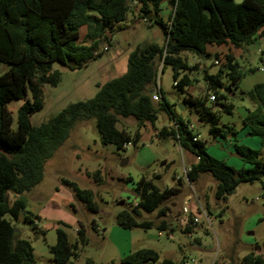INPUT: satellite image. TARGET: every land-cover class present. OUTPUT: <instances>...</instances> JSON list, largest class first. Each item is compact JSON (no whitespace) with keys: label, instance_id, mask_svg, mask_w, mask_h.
<instances>
[{"label":"trees","instance_id":"1","mask_svg":"<svg viewBox=\"0 0 264 264\" xmlns=\"http://www.w3.org/2000/svg\"><path fill=\"white\" fill-rule=\"evenodd\" d=\"M164 3L170 10L168 22L161 16ZM135 13L138 19L153 20L162 27L165 44L138 45L129 54L126 72L99 84L92 99L72 103L48 122L33 126L32 115L44 109V86L57 87L62 80L61 73L53 70V64L57 62L73 70L87 66L101 55L94 53L107 40V31ZM84 27L88 46L80 42ZM262 37L264 0H243L240 4L236 0H0V65L10 66L0 76V264H36L32 242L20 238L16 227L21 216L34 225L40 219L26 211L28 201L24 194L42 182L46 163L80 122L95 120L102 144L122 151L130 144L138 145L142 137L140 130L134 136L125 129L120 130L118 124L122 119L133 118L143 128L146 124L154 126L160 112H168L173 124L155 129V138L174 140L196 158L186 173L190 184L203 175H210L217 182L215 198L218 201H226L243 184L261 181L264 187V162L258 152L239 144L235 126L222 124V115H232L235 110L231 95L243 78L240 64L231 55H216L220 70L209 74L198 64L192 66L184 57L190 54L202 59L210 55L209 46L242 48L258 44ZM108 44L112 45L110 41ZM160 63L163 70L172 69L174 87L181 92L195 86L197 80L192 72L203 73L206 96L186 95L183 109L197 114L209 126V134L215 140L233 144L244 164L241 169L212 157L207 142L194 134L189 121L173 113L168 102L153 100ZM211 96L215 97L214 102ZM248 96L256 108L248 112L243 125L264 147V83L256 85ZM12 99L23 101L16 131L12 129L13 118L7 107ZM94 176L99 183L100 172ZM128 181L134 185L138 205L124 208L115 218L116 225L125 230L155 227L158 231H174L166 221L168 210L163 205L176 198L181 189L161 190L146 178L138 182L128 178ZM64 183L73 189L76 199L89 212H100L92 190L81 189L67 180ZM10 194L14 196L11 201ZM153 212H157L158 220L143 219L144 213ZM93 225L97 231L98 226L95 222ZM191 229L183 232L191 234ZM56 235V244L49 247L52 264H75L73 260L77 259L79 249L89 244L86 231L79 229L74 243L60 228ZM257 251L255 248L246 254L240 264H264V255ZM159 260L154 250L141 249L122 261L145 264ZM87 264L94 262L88 260ZM161 264L174 263L164 260Z\"/></svg>","mask_w":264,"mask_h":264},{"label":"rangeland","instance_id":"2","mask_svg":"<svg viewBox=\"0 0 264 264\" xmlns=\"http://www.w3.org/2000/svg\"><path fill=\"white\" fill-rule=\"evenodd\" d=\"M136 13L129 14L126 21L107 31V40L100 44L98 51L108 46L110 41L112 45L109 51L88 62L87 66L73 70L57 62L53 64V70L61 73L62 80L57 87L44 86V109L32 115L33 126L48 122L72 103L92 99L98 92L99 84L102 85L126 72L129 54L138 45L145 42L160 46L165 44L166 37L162 27L156 25L153 20L138 19ZM167 14L166 22L169 12ZM85 30H81L82 35ZM226 47L224 46V49ZM251 56L250 62L240 63L243 78L239 87L246 92L251 90L253 83H257L253 81L258 75L263 77L264 82V71L251 70L264 69V37L255 45ZM184 57L194 65L192 55L184 54ZM199 61L205 65L204 68L209 74H216L220 70V66L215 64L217 57L214 54ZM9 69L8 64H1L0 76ZM191 74L197 80L194 89L186 88L181 92L174 87L172 69L166 67L163 70V64L160 63L157 83L161 89V102H168L173 113L191 123L194 134L207 142L208 153L212 157L225 161L236 170L241 169L243 162L235 153L233 144L215 140L209 134V126L201 122L197 114L183 109L184 97L190 94V89L195 97H204L207 93L203 73L194 71ZM231 102L235 106L234 113L223 114L222 124H236L239 144L256 150L259 159L264 162V147L260 145L259 139L250 136L247 128L238 122V111L252 107V99L248 95H237L231 98ZM22 104L23 101L14 99L7 103L13 118L14 131L18 127V110ZM172 124L168 112H160L154 126L146 124L143 128H139L133 118L122 119L118 124L120 129H125L132 136L140 130L142 137L138 145L130 144L125 150L117 151L112 145L102 144L95 120L78 123L70 138L46 163L42 182L24 194L30 205H27L28 211L31 208L33 213H37L44 207L45 211L56 215L53 220L55 225L49 227L50 220H38V225L48 230L45 234L34 224L23 220L16 223L18 236L30 240L34 247L43 245L45 241L54 246L57 241V228L72 238L75 236V228L84 229L90 239L89 244L79 249L77 259L73 260L75 264H87L88 260L94 264H124L123 257L108 243L109 240L104 242V237L109 238L112 227L117 226L116 216L124 208H129L132 203L137 202L134 185L128 178L134 182L146 178L153 180L161 190L179 187L181 192L163 205L174 215L169 218V227H175L172 231L174 239H167L166 232L163 237H158V230L154 227L143 231L148 234L150 240L147 244L138 246L139 249L152 247L159 251L175 250L178 253L177 264H182L183 262L179 263L182 259H185L184 262L195 261L198 264H240L241 258L248 254L251 248H259L264 254V187L261 181L240 185L226 201H218L215 198L217 182L210 175H203L196 183L190 184L184 168L195 163L196 158L183 151L174 140L159 141L155 138V129L161 130ZM98 171L99 183L94 176ZM65 180L76 183L81 189L92 190L100 212L93 214L83 204L82 209V205L76 203L79 211L75 213L69 205L78 200L74 198L73 189L64 183ZM9 198L11 201L14 196L10 194ZM186 202L189 210L201 206L203 211L197 215L201 219L199 226L202 228L198 226L195 234L191 235L180 232L176 225V218L180 217ZM207 218L210 219L211 225ZM143 219L156 221L158 214L144 213ZM56 220L57 222H54ZM72 220L75 221L74 224ZM94 222L98 226L97 231L93 229ZM103 230L106 231L104 237ZM248 233H253V236H248ZM197 238L199 241H196ZM182 245L183 252L179 250ZM36 261V264H46V260L40 256H37ZM161 263L162 261L145 264Z\"/></svg>","mask_w":264,"mask_h":264},{"label":"crops","instance_id":"3","mask_svg":"<svg viewBox=\"0 0 264 264\" xmlns=\"http://www.w3.org/2000/svg\"><path fill=\"white\" fill-rule=\"evenodd\" d=\"M136 7V5L133 3V8H135ZM162 9H163V11H162V13H161V16L164 18V20L166 21V19H165V16L166 15H168L167 14V12H170V10L168 9V6H167V3H164V5H163V7H162ZM137 22V21H136ZM85 28V27H84ZM83 29V28H82ZM86 30H85V34L84 35H82V33H81V39H80V42L83 44V45H86V46H88V45H90V42L89 41H86L85 40V36H86V34H87V28H85ZM255 45L256 44H253V45H250V46H246V47H242V48H233V47H231V48H229L228 46L226 47V49H224V46H222V47H217V46H210V47H208V53L209 54H214V55H219V56H223V55H231V56H233V58L236 60V62H238L239 64L241 63V62H245V63H248V62H250L251 61V55L253 54V52H254V47H255ZM193 62H194V64H198L199 65V67L201 68V69H203L204 67H205V65L204 64H202L200 61H199V59H197L196 57H194L193 56ZM251 70H253V71H264V69L263 68H254V69H251ZM258 78H256V79H254V81L253 82H257V83H253L254 85L252 86V88H251V90L249 91V92H246V91H243V90H241L240 89V87H238V89L237 90H235V93L234 94H232L231 95V98L232 97H235V96H237V95H242V97L243 96H247L248 95V93H250L251 91H252V89L256 86V85H258V84H262V83H264L263 82V77L262 76H260V75H258L257 76ZM242 81V80H241ZM241 81H240V83H241ZM240 83H239V86H240ZM192 89H194L193 87H192ZM205 89H206V87H205ZM161 90V89H160ZM190 94L191 95H193V93H192V91H191V89H190ZM193 96H195V95H193ZM161 97H162V95H161ZM256 108V103L252 100V107H247V108H244V109H242V110H240V111H238L239 112V123H241V124H243V120H244V118L248 115V112L250 111V110H253V109H255ZM228 125H232V126H235L234 125V123H227ZM235 127H237V126H235ZM119 128V127H118ZM120 129V128H119ZM237 129V128H236ZM120 130H123V129H120ZM248 130V129H247ZM260 141V140H259ZM221 143V142H220ZM261 145V144H260ZM244 165V164H243ZM191 166V165H190ZM189 166V167H190ZM189 167H185L184 168V171H185V173H186V170L189 168ZM186 175V174H185ZM148 180H150V179H148ZM74 198H75V196H74ZM76 203L78 204H80V205H82V203L81 202H79V201H76V200H74V202L73 203H71L70 205H69V207L70 208H72L73 209V211L75 212V213H77L78 211H79V209H77V207H76ZM187 203V202H186ZM185 203V204H186ZM78 204V205H79ZM185 204H184V206H185ZM28 206L30 207V205H29V201H28ZM201 207V206H200ZM200 207H198V208H196V209H192L191 210V212H192V214L193 215H195V216H197L198 214H199V211H198V209H202V207L200 208ZM81 208L83 209L84 207H83V205L81 206ZM30 211H28V209L26 210L27 212H30L31 214H33L34 216H37L38 218H40L39 220L40 221H43V220H46L47 222H49V220H50V222L51 223H49V227H52V226H54L55 224L53 223V220H55V214H53V213H51L50 211H45V209H44V207L43 208H40V210H39V212H35V213H33L34 211L30 208L29 209ZM181 213V215H182V211L180 212ZM180 215V216H181ZM174 215H172V213L171 212H169L168 211V213H167V217H166V221L168 222V223H170L169 222V218L170 217H173ZM179 218V217H178ZM178 218H176L177 219V223H176V225H177V228H178V230L180 231V232H183V229L181 228V226H180V223L178 222ZM23 216H21L20 217V219H19V222H22L23 221ZM54 222H57V220L56 221H54ZM72 223L74 224L75 223V221L74 220H72ZM179 223V224H178ZM171 224V223H170ZM38 228H40V230L42 231V232H44L45 234L48 232V230L47 229H45V228H43V227H40L39 225H38V222L35 224ZM199 225H201V219H200V223H199ZM198 225V226H199ZM198 226H196L195 228H192L191 230H192V233L191 234H195V232L197 231V229H198ZM199 227H201V226H199ZM170 228H173L174 230H175V227L174 226H170ZM202 228V227H201ZM78 231H79V229L78 228H75V230H74V233H75V236H74V238H72V237H70L69 235H68V237H69V240H70V242L71 243H74L75 241H76V238H77V233H78ZM144 230H142V229H136V230H125V229H122V228H120V227H118V226H113L112 227V230H111V234H110V236H109V238H105L104 237V235H105V233H106V231H104L103 230V232H102V234H103V237H104V242L105 243H107V240H109V242L108 243H110V245L117 251V252H119V255L120 256H122L123 257V259L126 257V256H128L129 254H131V253H133V252H136V251H138V250H141V249H139V247L138 246H140V245H142V244H147L148 242H149V240H150V238H149V236H148V234L146 233V232H143ZM170 233H172V231H170ZM191 234H188V235H191ZM249 235H251V236H253V233H248V236ZM47 235H45V237H46ZM158 236V235H157ZM91 238L93 239V236H91ZM107 239V240H106ZM168 239V238H167ZM174 239V238H173ZM172 239V240H173ZM46 240V239H45ZM112 240H114V241H112ZM196 241H199V238H197L196 239ZM51 246H53L52 244H49V243H47L46 241H45V243L43 244V245H37L36 247H34V254H35V258H36V260H37V256H40L42 259L44 258V260H46L45 262H46V264H52V257H51V255H50V253H49V247H51ZM183 247H184V245H182V246H180L179 247V250L181 251V252H183ZM144 249H150V250H154L155 252H157L158 254H159V256H160V260H159V262L160 261H164V260H168V261H170V262H173L174 264H177L176 262V259H177V252L175 251V250H172V249H165V250H163V251H159L158 249L156 250V249H154V248H152V247H149V248H144ZM252 250H254V248H251V250L250 251H252ZM258 253H260V254H262V255H264L263 253H262V250L261 249H259L258 248V251H257ZM245 256V255H244ZM243 256V257H244ZM242 257V258H243ZM241 258V259H242ZM184 260L185 259H182L179 263H182V262H184ZM36 263H37V261H36Z\"/></svg>","mask_w":264,"mask_h":264},{"label":"built area","instance_id":"4","mask_svg":"<svg viewBox=\"0 0 264 264\" xmlns=\"http://www.w3.org/2000/svg\"><path fill=\"white\" fill-rule=\"evenodd\" d=\"M111 44H112V42H111ZM110 46H111L110 44H108V46H104L103 50H101V51H98V50H97V51L94 53V55H95V56H98V55H100V54H102V53H106V52H108ZM215 64L217 65V64H219V62H218V61H215ZM175 85H176V83H174V86H175ZM153 100L156 101V102L161 101V94H160V86H159V85H157L156 92H155L154 95H153ZM215 100H216L215 97H214V96H211V101L214 102ZM195 141H196V139H195ZM189 170H190V169H187V170H186V173H187V171H189ZM136 196H137V195H136ZM136 199H137V202H136L135 204L132 203L133 206H137V205H138V201H139V200H138V196H137ZM187 204H188V203H186L185 206L183 207V209H182V215L178 218V222L180 223V226H181V228L183 229V231L186 230L187 228H195V227L198 226L199 223H200V219H199L197 216L193 215L192 212H191V210H189V209L186 207ZM200 210H202V209H200ZM202 213H203V211H202ZM207 219H208V218H207ZM208 222H209V224L211 225V221H210V219H208ZM165 232H166V237H167L169 240H172V239H173V235H172V233L167 232V231H158V237H163ZM182 264H198V263L195 262V261H192L191 263H190V262H183Z\"/></svg>","mask_w":264,"mask_h":264},{"label":"water","instance_id":"5","mask_svg":"<svg viewBox=\"0 0 264 264\" xmlns=\"http://www.w3.org/2000/svg\"><path fill=\"white\" fill-rule=\"evenodd\" d=\"M242 2H243V0H236V3H238V4H240Z\"/></svg>","mask_w":264,"mask_h":264},{"label":"clouds","instance_id":"6","mask_svg":"<svg viewBox=\"0 0 264 264\" xmlns=\"http://www.w3.org/2000/svg\"><path fill=\"white\" fill-rule=\"evenodd\" d=\"M162 98V97H161Z\"/></svg>","mask_w":264,"mask_h":264}]
</instances>
